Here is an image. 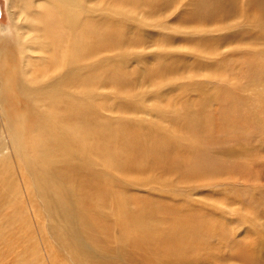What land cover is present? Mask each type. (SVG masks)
<instances>
[{
    "label": "rangeland",
    "instance_id": "obj_1",
    "mask_svg": "<svg viewBox=\"0 0 264 264\" xmlns=\"http://www.w3.org/2000/svg\"><path fill=\"white\" fill-rule=\"evenodd\" d=\"M28 2L0 0V162L14 180L0 206V264H86L87 257L94 264H264V0H140L149 15L137 9L145 25L142 39L131 29L134 43L102 49L84 62H101L109 70L129 58L123 64L127 83L111 93V84L101 80L96 108L82 118L90 130L100 126L99 140L109 137L101 131L106 120L136 147L137 128L130 121L116 123L115 113L148 122L158 111L184 109L178 125L189 123L188 131L177 132L192 149L181 151L176 169L154 170L157 164L149 160L145 171L122 166L119 177L97 176L101 169L84 160L66 165L61 176L33 152L26 117L31 105L44 110L46 98L32 92L38 78L26 71L36 72L38 57L30 45L41 36L36 52L44 51L46 38L34 28L37 15ZM4 46L11 48L10 63ZM51 49L58 58L45 61L39 72L54 82L66 68L62 47ZM166 51L173 67L156 74L155 57ZM25 87L27 96L21 94ZM121 98L132 111L121 108ZM137 100L142 105L135 108ZM114 145L124 152L129 144ZM132 153L134 164L144 157ZM83 170L101 183L114 180L113 188ZM124 176L137 178L133 183L155 176V182L133 185ZM122 193L134 216L117 225L114 198Z\"/></svg>",
    "mask_w": 264,
    "mask_h": 264
},
{
    "label": "bare ground",
    "instance_id": "obj_2",
    "mask_svg": "<svg viewBox=\"0 0 264 264\" xmlns=\"http://www.w3.org/2000/svg\"><path fill=\"white\" fill-rule=\"evenodd\" d=\"M139 1L100 0L95 5H91L90 0H29L27 3V6L31 5L32 10L37 15L35 16L34 28L43 29L46 38L44 51L38 50L36 52V48L42 43L41 36L37 35L38 43L36 45H30L32 53L35 52L38 59L35 63V74H32L30 69L26 71V74L38 78V86L32 92L37 95L42 93L46 98L44 110H34L31 105L26 117L31 128L29 136L32 150L42 160L44 168H49V170L65 176L66 170L64 167L66 165L75 163L77 160H84L101 169L97 172V176L109 173L119 177L122 166L127 165L132 171H145L147 162L154 160L157 164L154 166V170L171 172L176 169L175 166L180 159L181 151L184 149L187 151L188 148L192 149L190 139L188 141L182 137V134L177 132L183 129V132L189 130V123L186 120H184L186 125L184 123L181 126L178 125L179 120H182L180 115L183 114L184 109L174 111L156 110L158 111V117L148 122L140 119L133 120V118H127L122 113H115L116 123L123 124L130 121L137 128L135 136L138 142L136 147H132V149L133 141L130 140V137L120 136L112 131L106 120L101 126V131L104 134L108 133L109 137L104 140L98 138L100 126L94 125L90 130L82 122V118L87 115V112H93L96 108L94 105L97 103L95 89L101 80L104 81L103 86L106 83L111 84V93L120 90L127 83V68L124 69L123 64L127 63L126 61L129 58H120L113 64V67L108 68L109 70H105L101 62L93 65L89 63L86 65L84 62L90 59L95 52L102 49L118 48L122 50L124 46L128 47L134 43L135 39L129 36L131 29L137 31V33L135 32L138 38L137 41L142 39L145 25L142 18L137 15V9L141 10L139 14L144 17L149 15L145 13V9L139 8ZM142 1L145 4L159 2V0ZM36 8L41 9V11H36ZM23 14L28 19L32 18L30 14H25V12ZM167 28L168 31L161 26L157 27L159 31H164L163 33L165 31L172 34L176 32L175 29H172L173 27L167 26ZM57 44L58 47L63 49L62 57L66 71L53 82L52 75L45 77L40 74L39 70L43 67L45 61H54L58 58L51 49H55ZM20 46L22 47L21 43ZM4 47H6L4 48V58L6 62L10 63L12 61L11 48L9 46ZM168 57H172V52H161L155 57L157 63L154 67L160 66L155 71L156 74L164 72L169 64H171L169 69L173 67L175 60L168 62ZM4 65H7V63H4ZM44 77L46 82L40 85ZM115 85L120 87L116 89ZM28 93L27 88L25 93L21 92L25 96ZM125 101L124 98L119 100L121 108L132 111L130 103H125ZM132 104L137 108L142 105V102L137 100ZM159 117L170 121L172 126L169 128L163 126L161 121L158 120ZM150 126L153 129H149ZM183 126L185 127L183 128ZM157 131L159 135L156 133ZM126 134H128L127 130L124 132V135ZM150 134L157 136L156 139L155 137L149 138L153 142L147 141ZM118 141L129 144L124 152L115 147L114 144ZM132 152H139L138 154L144 157H140V161L134 164V161L132 162L131 155H134ZM125 155H128V160ZM121 157L123 160L120 159ZM128 161L130 165L127 163ZM148 168L150 169V167ZM83 172L87 178H93L107 190L112 189L114 186V180L101 183L96 176L91 177L85 170ZM124 177L127 183L133 185L146 186L149 182H155V176L138 179L135 183H133V180H137V178ZM13 185L14 180L10 168L0 162V206L6 201V197L7 199L10 198L8 195L12 191ZM169 186L163 185L161 188L164 191L174 192V190L166 189ZM119 188L121 191L126 189L125 186H119ZM177 194L173 197L176 198ZM125 195V193H122L114 198L116 208L114 216L117 225H122L125 219L134 216L133 212L126 206ZM84 262L94 264L89 257Z\"/></svg>",
    "mask_w": 264,
    "mask_h": 264
}]
</instances>
